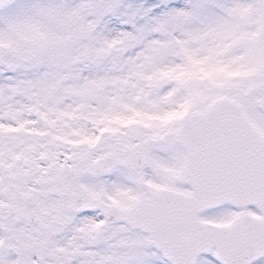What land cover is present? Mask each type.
Masks as SVG:
<instances>
[{
    "label": "snow or ice",
    "instance_id": "1",
    "mask_svg": "<svg viewBox=\"0 0 264 264\" xmlns=\"http://www.w3.org/2000/svg\"><path fill=\"white\" fill-rule=\"evenodd\" d=\"M0 264H264V0H0Z\"/></svg>",
    "mask_w": 264,
    "mask_h": 264
}]
</instances>
